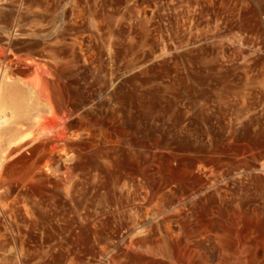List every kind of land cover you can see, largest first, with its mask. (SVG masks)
Here are the masks:
<instances>
[{"label": "bare ground", "instance_id": "6f19581e", "mask_svg": "<svg viewBox=\"0 0 264 264\" xmlns=\"http://www.w3.org/2000/svg\"><path fill=\"white\" fill-rule=\"evenodd\" d=\"M258 36L264 0H0V227L130 220L121 242L190 241L194 226L208 242L212 209L245 183L209 144L264 128ZM262 163L249 180L264 189ZM2 231L8 264H65Z\"/></svg>", "mask_w": 264, "mask_h": 264}, {"label": "rangeland", "instance_id": "374dc122", "mask_svg": "<svg viewBox=\"0 0 264 264\" xmlns=\"http://www.w3.org/2000/svg\"><path fill=\"white\" fill-rule=\"evenodd\" d=\"M166 34L184 37L182 23L171 18V26ZM223 36L228 38L229 34L223 33ZM257 38V47L263 49L264 36ZM103 134L112 141L124 136L105 129ZM137 134L140 138L143 137L141 133L127 128L125 135L138 138ZM209 152V158L219 163L225 176L242 171L245 183L239 191L236 190L234 204L229 202L221 211L212 209L214 213L210 214L211 222L207 227L211 233L208 242L199 237L200 228L196 226L194 230L198 236L188 239L190 241L185 240L184 236H173L168 241L146 240L143 244H139L136 239L134 244L127 240L121 242L119 239L122 232L134 228L130 220L83 226L76 224L62 229L59 236L47 228L22 219H16L18 223H15V219H10L5 222L8 226L0 229L12 237L18 250L23 246L34 250H44L46 246H50L64 255L62 258L65 264H264V189L249 180L251 170L263 165L264 128H257L251 135L238 136L234 140L227 138L222 144L211 142ZM233 187L230 184L229 188L233 190ZM89 214L94 215L92 211ZM142 229H136L135 233L139 230V236H144L146 229ZM89 233L92 234L91 237H87ZM106 235L113 238L106 239ZM115 241L116 247L112 245ZM6 252L7 249H0V264L9 263V254ZM50 256V252L39 255L35 262L49 261ZM12 264L27 263L17 257Z\"/></svg>", "mask_w": 264, "mask_h": 264}]
</instances>
